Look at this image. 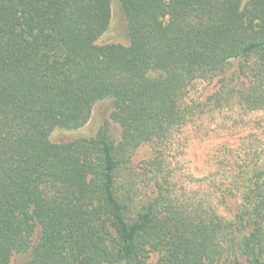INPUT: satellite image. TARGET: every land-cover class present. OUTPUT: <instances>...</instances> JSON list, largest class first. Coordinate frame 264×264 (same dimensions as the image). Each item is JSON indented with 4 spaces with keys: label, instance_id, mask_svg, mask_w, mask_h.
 Instances as JSON below:
<instances>
[{
    "label": "trees",
    "instance_id": "obj_1",
    "mask_svg": "<svg viewBox=\"0 0 264 264\" xmlns=\"http://www.w3.org/2000/svg\"><path fill=\"white\" fill-rule=\"evenodd\" d=\"M120 2L126 43L115 0H0V264H264L262 145L188 183L168 154L264 111V0Z\"/></svg>",
    "mask_w": 264,
    "mask_h": 264
},
{
    "label": "rangeland",
    "instance_id": "obj_2",
    "mask_svg": "<svg viewBox=\"0 0 264 264\" xmlns=\"http://www.w3.org/2000/svg\"><path fill=\"white\" fill-rule=\"evenodd\" d=\"M121 0H115L113 9V23L111 39L127 42V22L121 7ZM206 83L198 81L191 87L187 101H193L198 96H205L209 91L204 90ZM111 111L110 105L101 103L96 107L93 120L97 116H107ZM208 117V116H207ZM187 127L184 134L175 136V143L171 145L168 153L174 162L183 163L177 175L180 182L188 183L189 175L197 177L214 171L216 161L220 160L216 150L223 144H229L232 148H242L241 156L245 157L244 151L249 152L252 145L261 146L264 151V111H249L241 114L237 109H225L223 111L210 112V120ZM250 139V143L247 139ZM52 140L63 142L67 140L64 133L53 134ZM239 153V152H238ZM173 157V158H172ZM211 168V169H210ZM30 259V254H16L11 264H25Z\"/></svg>",
    "mask_w": 264,
    "mask_h": 264
}]
</instances>
